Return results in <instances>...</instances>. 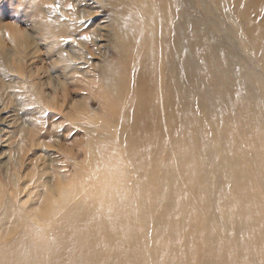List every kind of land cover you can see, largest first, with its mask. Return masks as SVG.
I'll list each match as a JSON object with an SVG mask.
<instances>
[{"label": "bare ground", "instance_id": "1", "mask_svg": "<svg viewBox=\"0 0 264 264\" xmlns=\"http://www.w3.org/2000/svg\"><path fill=\"white\" fill-rule=\"evenodd\" d=\"M21 1L30 62L42 46L49 64L16 89L43 160L22 168L5 139L0 264H264V102L196 0ZM210 2L264 70V0Z\"/></svg>", "mask_w": 264, "mask_h": 264}, {"label": "rangeland", "instance_id": "2", "mask_svg": "<svg viewBox=\"0 0 264 264\" xmlns=\"http://www.w3.org/2000/svg\"><path fill=\"white\" fill-rule=\"evenodd\" d=\"M196 4L197 10L200 9L206 15V17L214 20L215 28L212 27L213 30L220 37L227 36L232 39L231 42L241 50L244 63L251 69L252 76L257 82V86L260 89V94L264 102V88L262 87V79H264V77L257 75V73L264 74V70L260 66L256 65V61L253 60L249 55V51L247 50L249 49L248 46H245L244 42L238 39L235 34L228 29V25L225 24L219 12L216 11L214 3L210 2V0H196ZM0 5H2L0 16L3 15L5 20L9 21L13 28L24 32L22 34L24 39L19 43V45L6 35L0 36V50L5 55L7 63L5 71H0V161L3 160L4 155H6V146L3 145L5 143V139H21L23 140V143L26 144L24 157L27 162L26 164L22 165V168L29 167L31 170H33L38 165H41L40 163L43 158L42 155H40V149L36 148L37 146H33L30 137L27 135L24 136L23 133L28 132L30 128L29 126L32 124V119H29V117L33 116L36 110L32 108L30 104H26L25 99L19 100L16 95V89H18L17 84H19L22 77H25V75L21 72L19 75L18 71H26L31 66H33L34 68H38L40 70L48 69V71H46L48 75L49 64L46 61L44 65L41 63L43 62L41 60L42 57L46 55L44 54V48L42 46L39 47L41 51L40 57L37 58L35 63H31L30 57L27 55V46L32 40L30 33L32 30L29 28L26 17H24L23 13L21 12L24 2L21 0H1ZM100 12L102 14H108L109 10L102 9ZM255 14L258 16L259 12H256ZM8 27L9 26H7V28ZM47 75H43L44 78H46ZM50 103L52 104L45 109V112L47 113L46 116L48 118L50 112L56 111L55 105L58 104L53 103V101ZM46 116L45 119H40L38 122L42 130L43 128L48 127V124H50V122L46 119ZM60 127L61 126H59V128L56 130V133L61 136L62 131ZM78 128L82 129V126L80 125ZM54 140V136H48L46 141L48 144H53ZM50 147L53 148L52 146ZM35 151L37 152L36 154H34ZM52 156L56 161L55 165H61L62 169L66 171L70 169V163L63 153L55 152L52 154ZM78 159H83V152L80 148L78 149ZM18 167L21 169V164L18 165ZM0 172H2L1 169Z\"/></svg>", "mask_w": 264, "mask_h": 264}, {"label": "snow or ice", "instance_id": "3", "mask_svg": "<svg viewBox=\"0 0 264 264\" xmlns=\"http://www.w3.org/2000/svg\"><path fill=\"white\" fill-rule=\"evenodd\" d=\"M54 7H56L57 9L59 8V4H57V5H55ZM69 39H71V38H69ZM83 39H90V37H87V36H85V37H83Z\"/></svg>", "mask_w": 264, "mask_h": 264}]
</instances>
